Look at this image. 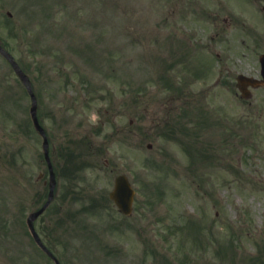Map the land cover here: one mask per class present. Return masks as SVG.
I'll return each instance as SVG.
<instances>
[{"label": "rangeland", "instance_id": "374dc122", "mask_svg": "<svg viewBox=\"0 0 264 264\" xmlns=\"http://www.w3.org/2000/svg\"><path fill=\"white\" fill-rule=\"evenodd\" d=\"M248 1L197 0L222 26L188 20L195 32L171 0H0V40L33 79L58 180L35 225L62 264H264V88L248 101L236 88L264 52V0ZM182 38L192 53L210 42L196 67L173 53ZM176 77L192 83L200 127L175 117ZM30 108L0 56V264H53L26 224L49 193ZM182 145L213 159L190 165ZM119 174L137 192L131 217L109 198Z\"/></svg>", "mask_w": 264, "mask_h": 264}, {"label": "water", "instance_id": "95a60500", "mask_svg": "<svg viewBox=\"0 0 264 264\" xmlns=\"http://www.w3.org/2000/svg\"><path fill=\"white\" fill-rule=\"evenodd\" d=\"M0 50L3 54L8 56V54L4 50H2L1 48H0ZM261 61H262L263 72H264V55L262 56ZM13 65H14L15 69L17 70L18 74L20 75L21 79L26 83L27 87L29 88V90L33 96V108H32L33 119L35 121V125H36L37 129L45 137V133H44L43 129L40 127L39 122H38L37 101H36L34 94L32 93L30 81L26 78V76L23 74V72L20 70V68L18 67V65L14 61H13ZM263 84H264V81L261 82V81L255 80V79H249V78H245V77L239 78V87L242 90V92L245 94V96H247V97H248V92L246 91V86L252 85L254 87H258V86L263 85ZM45 147H46V142H45ZM54 188H55V181H54V175L52 174L51 193H50L49 201L46 203V205L44 206L43 209H41L39 212L33 214L30 217V219L28 220L30 229L32 230L33 235L36 238L37 242L41 246H42V244H41V241H40L38 235L35 232L33 222L50 205V203L53 199ZM133 197H134V192L132 191L127 179L125 177L117 178L116 187H115L114 192L111 194V198L116 202V204L119 206V208L125 214L131 213Z\"/></svg>", "mask_w": 264, "mask_h": 264}, {"label": "flooded vegetation", "instance_id": "af4514ba", "mask_svg": "<svg viewBox=\"0 0 264 264\" xmlns=\"http://www.w3.org/2000/svg\"><path fill=\"white\" fill-rule=\"evenodd\" d=\"M176 2H177V5L178 6H183L184 7V10H185V8L186 9H188V5H189V0H175ZM188 14L189 13H183V15L185 16H187L188 17ZM206 15H203V13L201 14V15H199L198 17H202V20L201 19H199V21L200 22H206L205 21V19H204V17H205ZM190 17V16H189ZM186 20V22L185 23H187L188 24V20H189V18H186L185 19ZM187 24H184L183 26H184V28L186 29V31L188 30V28L190 27H193V25H187ZM231 23H229V25H230ZM180 43L181 44H183L184 46L185 45H187V47L191 44V42L188 40V39H186V38H182V40L180 41Z\"/></svg>", "mask_w": 264, "mask_h": 264}]
</instances>
